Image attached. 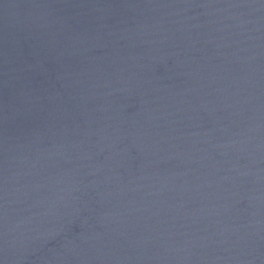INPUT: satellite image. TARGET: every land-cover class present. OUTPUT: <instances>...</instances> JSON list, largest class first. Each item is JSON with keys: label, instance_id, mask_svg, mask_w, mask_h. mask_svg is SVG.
Wrapping results in <instances>:
<instances>
[{"label": "water", "instance_id": "obj_1", "mask_svg": "<svg viewBox=\"0 0 264 264\" xmlns=\"http://www.w3.org/2000/svg\"><path fill=\"white\" fill-rule=\"evenodd\" d=\"M0 264H264V0H0Z\"/></svg>", "mask_w": 264, "mask_h": 264}]
</instances>
